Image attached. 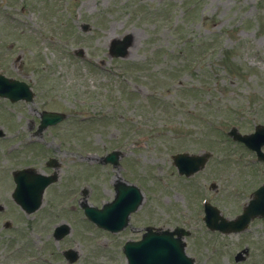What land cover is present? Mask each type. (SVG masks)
Returning <instances> with one entry per match:
<instances>
[{"label":"rangeland","instance_id":"obj_1","mask_svg":"<svg viewBox=\"0 0 264 264\" xmlns=\"http://www.w3.org/2000/svg\"><path fill=\"white\" fill-rule=\"evenodd\" d=\"M126 34L134 36L129 56L111 60V41ZM0 74L35 92L32 103L0 98V264H67L68 248L80 251L76 264H127L122 248L139 230L184 221L196 264H264V221L227 237L202 222L205 200L234 218L264 184V165L221 135L232 124L242 134L264 125V0H0ZM98 98L101 106L83 104ZM44 111L68 118L37 136ZM115 150L124 154L121 167L103 165ZM203 151L212 153L207 167L181 177L173 156ZM50 158L61 180L28 216L11 198L12 173H48ZM119 178L138 186L144 202L128 230L110 234L69 199L75 179L77 192L85 188L101 207ZM62 223L72 233L56 242Z\"/></svg>","mask_w":264,"mask_h":264},{"label":"water","instance_id":"obj_2","mask_svg":"<svg viewBox=\"0 0 264 264\" xmlns=\"http://www.w3.org/2000/svg\"><path fill=\"white\" fill-rule=\"evenodd\" d=\"M123 43L124 44H122L121 49H119L118 53L115 54L116 56L122 57L127 54L129 44L132 43V37H127ZM0 95L9 96L12 100H18L21 98L28 100L31 99V92L25 85L16 81L7 80L2 76H0ZM62 119L63 117L57 114H45L43 116V127L49 123H57ZM242 140H247V137L242 138ZM190 161L192 164L201 163L198 160L196 161L190 159ZM256 196H264V187L256 192ZM253 206L256 209L255 203ZM253 206H251V208ZM86 213L90 217L99 221V224L101 222L100 219L102 220V217L107 216L105 211H98L92 208H87ZM250 213L252 214L253 212ZM250 213L247 214V221H249L248 219L250 217ZM127 216L128 211L124 214L123 223L119 229H122L126 224ZM241 218V222L234 224L235 231H240L245 227L246 216H242ZM225 225L226 224L223 223L220 227H225V229L229 231L230 228ZM234 227L232 226L233 229ZM148 250L152 253L148 254ZM126 252L129 257L130 264H135L138 258L143 260L146 264H193V261L185 255L182 243L180 241L175 242L171 238L169 239L166 234L151 233L145 237V240L142 243L137 245H127ZM70 259L75 261V255L72 254V258Z\"/></svg>","mask_w":264,"mask_h":264},{"label":"flooded vegetation","instance_id":"obj_3","mask_svg":"<svg viewBox=\"0 0 264 264\" xmlns=\"http://www.w3.org/2000/svg\"><path fill=\"white\" fill-rule=\"evenodd\" d=\"M73 175H74V173H73ZM73 178H77V177H73ZM12 179H13V177H12ZM76 182H77V180L73 179L72 188L74 190V193H77V191L79 190V188L77 186H75ZM83 193L84 194H87V191L86 190H83Z\"/></svg>","mask_w":264,"mask_h":264}]
</instances>
